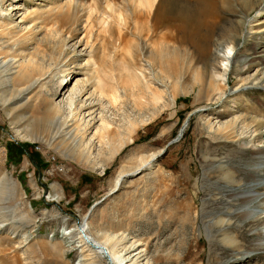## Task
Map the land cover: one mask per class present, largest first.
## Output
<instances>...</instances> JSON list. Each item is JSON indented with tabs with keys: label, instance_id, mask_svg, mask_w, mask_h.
<instances>
[{
	"label": "rangeland",
	"instance_id": "1",
	"mask_svg": "<svg viewBox=\"0 0 264 264\" xmlns=\"http://www.w3.org/2000/svg\"><path fill=\"white\" fill-rule=\"evenodd\" d=\"M130 1L0 0V264H105L68 233L82 221L115 254L141 252L133 264H264V154L248 151L264 146V0L256 16L219 15L222 51L234 49L223 82L202 39L155 28L161 0L146 22ZM97 80L120 100L98 98ZM73 86L84 91L68 109ZM257 121L243 155L204 148L210 126L249 135Z\"/></svg>",
	"mask_w": 264,
	"mask_h": 264
},
{
	"label": "bare ground",
	"instance_id": "2",
	"mask_svg": "<svg viewBox=\"0 0 264 264\" xmlns=\"http://www.w3.org/2000/svg\"><path fill=\"white\" fill-rule=\"evenodd\" d=\"M130 3L136 6V10H137V6L146 8V11H144L143 13L137 12L135 10V12L132 14L135 22H139V20L146 22L149 17L148 9L153 7L154 0H139L136 3L134 0H131ZM234 4L235 5L241 4V6H243L246 11L255 12V16L260 14L262 11L261 0H257V1L255 0H161L157 9L152 15V21H153V25L157 29L163 28V29L175 30L179 34L180 37L179 40L183 39L185 41V39H190V37H199L200 39H202L206 51H209L210 49V52L214 53V55H216V57L221 60L220 69L222 70V75L220 76V79L223 82L226 80L225 79L226 72L230 68L231 59L234 56L233 55L234 49L229 47L227 48L226 51L224 52L222 51V48L220 46L221 41L223 40V38L229 35V33L227 34L228 31L225 29V27H223L218 23V19H219V15L222 13L223 10H230L231 6H233ZM115 11L117 12L116 9ZM118 19L120 20V18ZM187 32L189 33L187 34ZM164 37L165 36L162 35L163 40L165 39ZM213 45L215 46L214 49H212ZM162 46L163 45H161V49L157 52L160 58H162V56L165 53V49H164L165 47ZM99 81L100 80L96 81L97 85L95 86V91L99 93L98 98L105 97L108 98L110 102L117 103V101L120 100V96L117 92L118 90L115 89L113 85L105 87V85L99 84ZM132 81L135 80L133 79ZM67 85H68L67 82L59 84L58 91L59 90L64 91V89L68 87ZM69 85H71V83H69ZM83 91L84 89L82 88L81 91L78 92L76 86H73V89L71 90V97L69 101L66 103L67 105L66 107H68V109H71L72 107H74L75 109V104L77 102L76 97L82 95ZM78 105H79L78 107L82 108L80 102H78ZM61 110L63 109H61L60 106L55 108V111L53 113L55 115L51 119V122H54V120H58V116ZM221 116H222L221 114L219 113L217 114V117H221ZM260 125L261 122L258 121L255 122L253 128L251 129L252 132L249 135L246 134L247 132L243 134L241 133L239 134L237 132V122H231L224 130H221L220 127H217L216 132L215 129L213 130V127L210 126V130H209L210 134L208 135L209 138L206 139L208 140L206 141L207 146L205 145L204 148L206 147L209 153L212 152L214 153L217 150H219L218 147H221L222 150L227 146L237 143L239 147L237 148L235 147L236 151L234 153L243 155L246 152V148H244V146L247 140H250L251 138L254 141L259 140L260 134L258 133V129ZM102 127L106 133L108 134L113 133L109 129V126L105 125L103 122H102ZM183 130L184 129H181L179 131L178 133L179 136L181 135ZM109 131H111L112 133ZM248 151L250 152L253 160V156H261L264 154V146L258 148L254 145H251L248 148ZM154 157L152 159H154ZM152 159L145 164L146 167L150 166V162L152 161ZM254 160H256V158H254ZM208 176L210 177V175ZM226 176L227 178L225 179V182L231 184L232 186H237L238 187L237 189L240 191L244 189V182L246 179L244 181L240 180L239 176L234 171L230 172ZM251 176L252 174L246 175V177H251ZM119 180L120 178L114 181L112 191L116 189ZM186 184L188 185L189 181ZM262 190H264V186L258 189V191H262ZM213 200L215 199L212 198V200L206 202L205 205H208L209 202ZM252 200H253L252 197L240 198V200H234V202L229 205L236 206V202L243 205L246 203H251ZM236 217L241 218L243 216L236 215ZM232 218L234 219L235 217ZM256 222H264V215L257 218ZM252 226H255V224L250 222L242 225L240 228L237 227L235 228V238L240 243H235L233 245L234 250L243 248V244L241 243L240 240L243 239L242 230L244 231L246 228H250ZM214 227L215 229H218V231H221L222 228L229 227V225L224 226L223 223H220L215 225ZM72 232H75L77 234L78 239L82 245H84L89 251L96 254L100 259L104 261L105 264H133L134 261L132 259L141 254V252L128 256H121L120 254H115L113 252V249L108 245L109 242L108 238H104L103 240L105 244H102L101 242L95 240L89 234L87 230V224L85 221H82L81 225L78 226L74 225L68 233L70 234ZM259 238L261 239V236ZM92 249L95 250L93 251ZM252 249L253 248L249 250ZM131 261L133 262L131 263Z\"/></svg>",
	"mask_w": 264,
	"mask_h": 264
}]
</instances>
